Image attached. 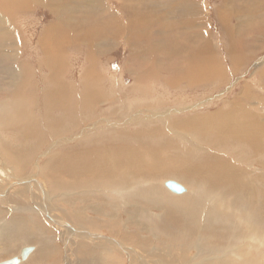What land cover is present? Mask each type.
<instances>
[{"label": "bare ground", "instance_id": "6f19581e", "mask_svg": "<svg viewBox=\"0 0 264 264\" xmlns=\"http://www.w3.org/2000/svg\"><path fill=\"white\" fill-rule=\"evenodd\" d=\"M255 1L260 11L264 10V0ZM199 2L114 0L113 4L112 0H9L3 3L0 26L4 24L2 18L12 22L19 10L31 9L34 4L49 8L59 21H62L61 12L73 15L84 12L88 22L84 28L86 22L81 16L69 20L67 24L72 28L64 30L62 26L60 36L56 23L44 29L46 35L43 34L41 48L44 64L49 66L48 86L31 80L33 67L28 56L22 57L23 43L12 45V53L0 52L3 54L0 59H8L7 63L0 61V69L11 63L14 75L9 92L0 95V262L13 257L20 259L21 251L31 247L32 251L18 264H76L77 261L78 264H256L262 260L264 225H256L255 219L258 213L264 220L258 205V183L264 182V176L256 177L254 169L258 171V168L246 161L264 163V113L256 115L250 108L264 103V98L240 89L232 101H226L228 106L214 108L206 117L195 114L190 118L182 110L150 117L155 112L143 111L141 108L147 101L141 102L134 94L146 92L149 98L153 85L148 89L147 83L135 78L137 85L125 87L122 94H126L128 102L125 108L129 111L134 106L136 111L133 109L125 116L127 111L120 109V104L115 110L101 106L112 103L105 98L114 99L121 93L104 95L98 87L105 83L96 65L104 56L99 47L100 34L109 41L107 45H124L129 52L135 48L147 52L146 55L155 52L161 62L154 66L163 65L161 87H176L188 81L184 88H178L184 91L176 92L181 96L191 93L196 83L223 78L224 71L216 58L208 54L210 45L203 50L192 42L193 32L205 24L202 16H196ZM74 5L81 11L75 10ZM219 16L223 17L222 11ZM118 25L120 29H116ZM16 34L15 37L0 29V38L5 40L17 42L21 34ZM168 34L179 38L184 49L178 50L175 42L174 50L170 49L162 41ZM82 41L89 43L86 44L89 51L85 52L89 65L79 73L78 85L73 77L71 82L64 79L67 65L62 50L65 46H81ZM178 55H183L180 67L171 69L167 64ZM166 56L171 58L164 59ZM246 56L235 57L233 51V67L238 69L251 59ZM260 64L264 86V61ZM23 72L35 86L30 87L32 95L45 100L38 119L29 110L32 101L24 95L27 89ZM132 74L138 76L137 70ZM220 96L224 93L210 100ZM205 103H199V108L206 107ZM82 107H98L105 119L83 126L92 119V114L78 113ZM119 113L123 114L121 124L116 122V127H112L110 120ZM145 115L148 116L142 118ZM81 117L87 119L80 122ZM164 118L170 122H164ZM133 123L136 125L130 126ZM25 126H28L26 132L18 135L19 140L12 136L14 131L9 133ZM67 127L79 132L74 135L77 141L65 137ZM191 136L201 144L195 143ZM72 140L69 150L68 143ZM25 145L28 149L20 147ZM205 145L213 148L207 163L204 161L210 150ZM257 152H262L261 157L255 155ZM243 154H246L244 160L239 156ZM250 154L255 156L248 158ZM166 181L179 184L185 192L175 195L167 191ZM214 184L227 190L232 204L223 206L221 201L209 197ZM208 198L212 201L211 210L205 212L202 206L208 203ZM242 208L247 217L239 214ZM180 216L185 218L184 223L177 222ZM240 233L243 241L238 239ZM70 244L79 254H68Z\"/></svg>", "mask_w": 264, "mask_h": 264}, {"label": "rangeland", "instance_id": "374dc122", "mask_svg": "<svg viewBox=\"0 0 264 264\" xmlns=\"http://www.w3.org/2000/svg\"><path fill=\"white\" fill-rule=\"evenodd\" d=\"M6 1H9V0H4L3 2L0 3L1 10L3 7V3ZM112 2L114 4V0H112ZM199 4H201L202 9H200ZM199 4L196 5V9L198 10L196 13V16L198 17L202 16V18L205 19V24L204 26L200 27L198 30H195L193 32L192 42L194 43L193 44L194 46L196 45L197 48H201L203 50H206L207 44L210 45L209 46L210 50L207 49L208 54L211 53L212 56H214V59L216 58V62L222 68L220 69L222 70V72L224 71L222 73L224 75V76L222 75L223 78H221L220 80L217 78L213 81H207L205 82L206 84L196 83V85L192 87L191 93L184 94L183 96H181L180 94H176V92L184 91L185 89L180 90L178 88L180 87L184 88L186 83H188V81H182L176 87H166V88L161 87L162 79L164 76L163 75V65L161 63V65L159 66H154V64H159L161 62L158 55L155 52L150 53V55H146L147 52L145 51L141 52L139 49H135V48H133V50H135L134 52H129L128 48H126L124 45H118V46L107 45L109 41L104 40L106 38L100 34L99 40H98L100 42L99 47L101 48L104 56H101L102 60L97 62L96 65L98 66L97 70L100 73L101 77H103L104 79L103 81L105 83L102 86H98V87L103 90L104 95H110L114 93V91L121 93L119 97H114V99L105 98L106 101H109L112 103L104 104L101 106L103 107L106 106V109L111 108L115 110V109H119L118 104H120L121 106L120 109L123 108V109H126L127 111V114L125 116H129L130 112H132V110L135 109L136 107L132 106L133 109L128 111L127 107L125 108V104L127 105L128 103L125 101L126 94H122V93H124V90L126 89L125 87L127 86L132 87L133 85H137V82H135V78H137L139 81H143L147 83L148 89L151 87V85H153V91L151 92V95L149 94V98L145 96L146 92H141V94L137 96L134 94V97L135 98L138 97L137 99L140 100L141 102L144 103L147 101V103L144 104L143 107L141 108L143 111L147 109L149 112H155L154 115H149L150 117H155L156 115L162 114L163 112H166L169 110L185 111L187 112L185 115L189 116L190 118H194L195 114H199L201 116L206 117L210 114L208 113V111L210 112L214 110V108L215 109L219 108L222 105L228 106L226 101L228 103L232 101L233 98H235L241 90H246V94L248 95H253L257 98H264V86L261 84L263 80L261 78V73H260L261 72L260 70H262L263 68H259V65H261L260 62L262 63V60L264 61V10L260 11V7L258 6L255 0H200ZM32 6L34 7L28 10H19L17 14V18H15V20L12 22H6L2 18V20L4 21V24L8 26L5 27V25L3 24L2 26H0V29H5L7 33H10V35L13 34L15 37L17 35L16 33H18L19 35L21 34V39L18 40L17 42H13L11 39L10 41V40H5V39L0 38V52H6V54L12 53V48H11L12 45L15 44L16 46H18L21 43H23L24 50L22 51L23 53L22 57L26 58L28 56L29 59H31L30 67H33L32 72L34 75L31 77V80L35 84L36 83L40 84L42 82H45L46 85L48 86L49 83L47 82V74H48L47 70L49 66L46 65V63L44 64V55H43V51L41 48V40L44 39V36L46 35V33H44V29L50 26L51 24L56 23L57 25L56 32L60 36L62 35L61 33L63 32L61 27L63 26L64 30L66 28H72L70 27V25L67 24V22L69 20H76L79 16H81L82 20H85L86 25L84 28H87L88 15L85 14L83 11H82L83 13L79 12V14L77 15H73L72 13L67 14V13L61 12L59 18L62 21H59L58 19L54 17L52 12H50L49 8L40 6V5L35 6V4ZM262 6L264 8V4ZM73 7L75 10L81 11V10H78L75 7V5ZM238 10H240L241 13H239ZM221 11L223 12L222 18H220L219 16ZM223 19H228V20L223 21ZM226 27L227 29L232 28L234 29V31H227L225 29ZM113 29H114V26L111 29V33ZM116 29H120L119 25L117 26ZM73 30L75 33L76 30L74 28ZM1 35L5 36V33L1 31ZM153 36L156 37L155 35ZM154 37H151V38H154ZM88 40L90 43L91 40L90 39ZM162 41H164L166 45L172 50H174V48H172V46H174L173 42L177 44L178 50L184 49L183 44H179V38L172 37L170 36V34L164 36ZM89 43L82 41L81 46L70 45L67 47L65 46L63 48L62 52L65 57L64 63L67 65V71L64 75V79L66 81L71 82L72 79L70 78L73 77L74 83L79 85V79H78L79 73H81V70H84L89 65L88 56L85 55V52L89 51L88 46L86 45ZM236 49H238L239 51L237 52ZM233 51L235 52V57L241 58L242 56H245L246 54L251 59H249L247 62H243L244 65L242 66L237 65L238 69L237 68L235 69L233 67V62H232L233 60L232 52ZM1 55L3 54L0 53V57ZM192 57L194 59L193 55ZM167 58H171V57L170 56L164 57V59H167ZM182 58H183V55H178L175 60L169 62L167 65L171 69L179 68L180 67L179 62L180 60H182ZM7 60H8L7 58H5L4 60L0 59L1 63H4V62L7 63L6 62ZM39 64H42V67L39 66ZM12 67L13 65L11 63H8L4 65L3 68L0 69V95L1 96L9 92L10 80H12L14 77L13 72H12ZM136 70H137L138 76L135 77L132 73L133 71H136ZM147 75H151V77H147ZM21 76L25 80V85H26L25 89H27V92L24 93V95L28 96L29 100L32 101V104L29 107V110L31 111L33 110L34 114L36 115L35 118L38 119L39 113H41V111L44 110L45 100L39 99V98L37 99V96L32 95V92L30 91V87H35V86H32L29 80L26 79V72H23ZM85 83H87L88 85L90 82L87 81ZM146 86L147 85L145 84V88ZM243 87H246V89ZM96 89H97V86H96ZM78 90L81 91L83 89L79 88ZM16 91H17V87H16ZM221 93H224V96L222 97L220 96L221 97V98L219 97L220 100L218 98L217 99L212 98L210 100V97H215ZM128 98L130 101L133 100L130 96ZM34 99L36 100L35 102H33ZM208 100H210L211 102ZM201 102H207L205 103L206 107H203V109L199 108L201 106L199 105V103L201 104ZM182 107H186V108L181 109ZM250 108H253L256 115H261L262 113H264V103L262 104L257 103L256 106H253ZM134 111H136V109ZM257 112H260V113L257 114ZM78 113L88 114V116L92 114L91 115L92 119L84 122L83 126L87 122L90 123L93 120L98 121L99 118L105 119V116L102 115L98 107L96 109L82 107V109L78 111ZM146 116L148 115H145L142 118L145 119ZM113 117L114 119L110 120L112 127H116L115 125L116 122L118 124H121V120H122L121 118L123 117V114L121 113L116 114V115L114 114ZM111 118H112V115L109 119ZM142 118H141V121H142ZM85 119H87V117L86 118L81 117L79 118V121L83 122ZM160 119L161 118H153V120H157V121ZM134 120H135L134 122H137L136 119ZM165 121L170 122L164 118V122ZM133 125H136V123H133L130 126H133ZM27 127L28 126H25L23 127V129L14 128L9 133L11 134L14 131L12 136L15 138V140H19L18 135H20L23 131L26 132L25 128ZM129 128L130 127H126L125 129H129ZM91 130H93V128ZM130 130L133 131L134 128H130ZM78 133H79L78 131L75 130V132H73L72 130H70V128H68L67 131L65 132V137L74 138V135L76 136ZM179 134L184 135L183 132H179ZM54 135L57 136L56 133H54ZM3 136H7V134L6 135L4 134ZM75 140L77 141V139ZM192 140L199 145L201 144L199 142L200 140L196 137H192ZM73 141L74 140L68 143L69 150L73 145ZM47 142H49V140ZM262 142L264 143V138L262 139ZM24 143H27V142H24ZM180 145H184V144H180ZM20 147L22 148L24 147L28 149L27 148L28 145L20 146ZM46 147H47V144L44 146V148ZM207 149L210 150V152L208 153V155L206 156V160L204 161L206 163L211 160V154L213 153V148L212 149L207 148ZM42 150L43 149H41V153H42ZM46 151H48V149H46ZM46 151L44 150L43 154L46 153ZM261 153L262 152H257L255 155H258V157H261L260 155ZM255 155L250 154L248 158H251L252 156H255ZM239 156H240V159L242 160L246 158V154L239 155ZM246 162L253 163L254 164L253 168L255 167L258 168V171L256 170V168L254 169V174L256 175V177L263 178L264 163L260 164L259 161L255 162L254 159L247 160ZM247 173H249L248 170H247ZM258 185H259V194H258L259 204L258 205L260 206V212L262 215L264 214V194L262 192V189L264 187V182H259ZM211 190L212 192L209 197L213 201L219 200L221 201L223 206H225V204L227 203L232 204L231 196L227 193V190L224 191L221 188L220 184H214V186L211 187ZM238 198L240 197L238 196ZM240 199H241L240 203H243L244 202L243 199L242 198ZM207 202L208 203H204L202 206V209L205 212L206 210L208 211L211 210L210 203L212 201L209 200L208 198ZM250 213H251V210L249 211V214ZM239 214L243 215L244 217L248 216L244 208L240 209ZM69 216L71 217L70 214ZM175 216H177V214H175L173 217ZM203 218L201 217V219ZM255 221H256V225L258 223L264 225V220L260 218V215H258V213L256 214ZM177 222L184 223L185 218L180 216L177 219ZM190 229H192L193 231L194 226L191 225ZM245 231L247 232V230ZM231 237L232 235L229 236V238ZM238 237H239L238 239H241V241H243L244 236L242 233H240ZM130 238L133 239L135 237H130ZM131 241L133 243V240ZM208 251H212V250H208ZM76 253L79 254L78 250L75 248V246L70 244L68 254L72 255ZM192 253H194V251ZM263 254L264 253L262 251L260 258ZM58 258L59 257H57V259ZM53 261L54 260H52L51 262ZM77 262L76 264H78ZM256 264H264V256L262 257V260L260 262H257Z\"/></svg>", "mask_w": 264, "mask_h": 264}, {"label": "water", "instance_id": "95a60500", "mask_svg": "<svg viewBox=\"0 0 264 264\" xmlns=\"http://www.w3.org/2000/svg\"><path fill=\"white\" fill-rule=\"evenodd\" d=\"M165 188L168 189L170 192L174 193V194H182L185 192V189L180 186L179 184L175 183V182H171V181H167L164 184ZM32 251V247L31 248H25L21 251L20 254V259L23 260L26 258V256ZM20 259L17 257H13L9 260L6 261H2L0 262V264H18L20 262Z\"/></svg>", "mask_w": 264, "mask_h": 264}]
</instances>
